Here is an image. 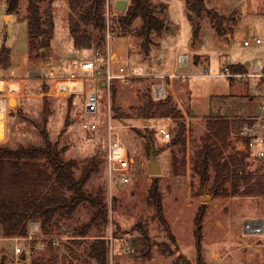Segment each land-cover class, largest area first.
I'll use <instances>...</instances> for the list:
<instances>
[{"label": "rangeland", "instance_id": "obj_1", "mask_svg": "<svg viewBox=\"0 0 264 264\" xmlns=\"http://www.w3.org/2000/svg\"><path fill=\"white\" fill-rule=\"evenodd\" d=\"M118 1H81L76 17L85 30L93 35L98 34L94 27L96 6L106 12L108 27L104 32L102 47L98 48L95 44L91 48H77L69 31L70 0H41L43 15L47 17L50 9L55 25L49 46L39 53V40H32L28 33L27 0H21L19 12L12 14L7 13L5 0H0V47L5 44L11 49L12 56L8 69L0 65V78L13 75L20 85L16 94L0 90V98L6 99H3L6 137L0 140V144L15 147L20 143H42L41 129L45 127L53 141L67 147L64 157L76 161L77 177L90 159L96 157L98 169L91 174L86 187L93 193H100L109 209V222L93 223L86 236L77 235V231L93 215L86 204H82L71 217L56 218L50 234L45 235L40 231L32 240L3 237L0 232V264H98L88 255L90 244L98 237L107 240V264H264V234L244 231L246 219L264 218V196L243 194L245 184L240 180L244 168L254 173L264 172V159L251 154L249 142L244 141L245 138L263 134L264 83L256 77L234 79L218 76L228 61L245 63L257 57L264 59V42L244 44L247 38H264V0H250L256 12L243 10L233 28L235 34L226 37L221 45L217 44L210 21L205 20L198 48H187L189 34L195 38L193 26L191 32L190 24L183 16L177 20L182 28L168 26L160 35L153 34L155 43L149 54L144 52L142 38L135 33L141 19L138 18L130 28H124L118 17L125 10L116 7ZM239 1L244 8L248 4V0ZM152 2L162 5L168 24H171L167 8L169 2ZM129 4L130 0H126V7ZM182 8L176 5L179 11ZM179 35L180 42L177 41ZM177 49L187 50L190 55L189 66L181 71L195 75L185 81L174 80L169 84V89L173 87L176 92L169 90L167 97L160 100L170 101L179 112V118L172 115L144 118L140 115L139 110L147 102L148 96L153 97L155 79L151 77L111 79L107 85L100 87L99 109L90 115L84 111L85 92H59L56 81L46 78L50 69L59 72L64 65L69 67V60L82 58L101 62L102 72H105L109 60L115 72L121 66L125 67L127 73L134 66H143L147 73L160 72L168 68V52L172 59ZM196 52L208 54V63L194 64L193 61L201 59V55H194ZM149 56L155 58V69L149 67L151 65L146 61ZM89 86L90 80L87 79L85 89ZM60 88L68 89L67 83L60 84ZM9 97L17 99L15 106H9ZM109 113L113 121L121 126L123 139L134 160L128 183H123L119 176L112 175L109 170L106 133ZM209 114L245 118L253 121V124L247 122L242 127L248 128V134L240 131L224 142L208 129ZM85 120L98 122V129L91 131L83 128ZM179 122L186 125L182 143L174 141ZM162 123L168 124L171 138H166L160 132ZM149 135L153 138L154 149L158 151L159 174L150 172ZM204 137L221 148L226 158L231 159V155L239 151L248 153L245 166L231 159L232 171L225 184L227 194H212L213 167L210 171L212 179L207 184L201 182L195 170L194 164ZM174 155L177 157L175 170L172 162ZM155 181L163 201L164 216L176 242L171 240L152 202L150 190ZM200 207L206 209V214L202 223V250L199 253L195 246L194 221ZM137 224L148 230L152 246L149 255L148 243ZM16 246L20 247V253L15 252Z\"/></svg>", "mask_w": 264, "mask_h": 264}, {"label": "trees", "instance_id": "obj_2", "mask_svg": "<svg viewBox=\"0 0 264 264\" xmlns=\"http://www.w3.org/2000/svg\"><path fill=\"white\" fill-rule=\"evenodd\" d=\"M51 2L54 0H50ZM82 0H70L69 31L73 37L74 45L77 48H91L104 45V32L108 27V18L104 10H99L97 6L94 13L95 24L98 34L93 35L84 29L82 23L76 17V10ZM6 11L9 14L17 13L20 10L21 0H5ZM41 0H27V23L29 37L39 40L38 50L41 53L50 44V37L54 31L53 13L49 9L48 16L43 15ZM205 0H187V16L193 26V36L196 39L201 28V18L206 12L211 19L217 33L222 36L228 32L225 21L232 18V14H221L214 8H206ZM140 18L141 24L135 30L137 36L142 38V49L146 54L150 53L151 46L155 43L153 34L160 35L168 27L166 11L162 5L152 2V0H130L125 12L118 19L124 28H130L134 22ZM234 20V19H233ZM235 21V20H234ZM43 53V52H42ZM11 49L5 44L0 47V65L4 69L11 66ZM232 71L246 72L245 63L228 64ZM140 115L144 118L154 116H173L179 118L180 114L176 107L168 100L155 101L149 95L147 102L140 108ZM207 126L212 134L220 136L226 142L232 134H238L245 123L253 124L245 118H231L220 114L208 115ZM186 125L179 122L175 142H184L183 134ZM43 142L20 143L17 146L0 144V232L3 237H26L29 232V223L38 220L41 231L47 235L52 232L55 219L58 217H71L73 213L82 205H88L93 212L89 222L77 235L86 236L91 225L95 222H109V209L100 193H93L86 187L91 174L98 169L97 158L90 159L79 177L76 176L75 160L66 159L64 153L66 146H60L58 141H53L46 128L41 129ZM148 147L151 152L154 146L153 138L149 135ZM248 144L249 138H245ZM203 146L198 152L195 161V170L200 176L201 182L207 184L211 181L210 173L213 167L215 171L211 192L214 195L228 193L225 184L229 180L232 171V160H236L240 166H245L246 152H237L231 155V159L224 156L223 150L217 145L208 142V137H204ZM156 153L158 151L155 150ZM239 156V157H238ZM173 168L176 169L177 157L173 156ZM240 180L245 184L242 190L247 195L264 196V172H253L241 170ZM151 199L156 208V213L165 226L171 240L176 242L174 234L171 232L163 212V201L159 192L158 183L155 181L151 185ZM206 209L200 207L195 216V246L200 253L202 250V223ZM145 241L148 243V255L152 250L150 237L147 228L137 224ZM158 245V244H156ZM107 240L103 237L95 238L90 244L88 255L94 258L98 264L108 263Z\"/></svg>", "mask_w": 264, "mask_h": 264}, {"label": "built area", "instance_id": "obj_3", "mask_svg": "<svg viewBox=\"0 0 264 264\" xmlns=\"http://www.w3.org/2000/svg\"><path fill=\"white\" fill-rule=\"evenodd\" d=\"M263 42L264 38L261 37L247 38L244 40L245 45H250L252 43L260 44ZM69 61H71L69 67L64 65V69H60L59 72L56 69H50L46 78L50 79L52 82L56 81V90L59 92L64 90H69L72 93L85 92L84 111L88 115L97 113L99 109V90L102 86L101 82L103 80H105V85H107L111 79L116 77L125 78L130 76H140L154 78L155 83L152 88V95L155 99L160 100L167 97L169 90L174 92L173 87H170L169 89V84L174 80L185 81L189 76L195 75L181 71L182 69L189 66L190 55L188 54V52L178 53L175 67L158 73H147L141 66L131 67L129 73H127L125 67L121 66L119 67V71L115 72L112 69V63H110V60L108 61L105 72H102V63L93 59L82 58ZM218 76H225L234 79H248L256 77L262 80L264 83V59H253L250 64V69L246 72H235L232 71L228 66H224ZM87 79L90 80V86L85 89V82ZM68 81L74 82V86L71 87V89H61L60 84L66 83ZM0 86H2L0 90L7 91L8 94H16L20 89V85L18 81L15 80V77L13 75L9 76L8 78H0ZM113 120V117L109 113V117L106 123V133L108 137L107 162L109 165L110 173L112 175L115 174L116 176H119V179L123 183H128L133 171L132 165L134 163V160L133 158H131L129 148L123 139V135L120 129L121 126L116 124ZM82 126L87 130L93 131L98 129L99 123L96 121L85 120L83 121ZM247 129L248 128H243L241 130L242 133L248 134ZM160 132L166 138H171V131L167 123L160 124ZM248 145L251 149V154L264 159V131L262 135L251 136ZM261 145L263 146L259 147ZM40 231V222L38 220H32L29 223L28 235L24 238L32 240L40 233ZM244 231L246 233L264 234V218L246 219L244 222ZM18 238L19 237H16L14 239ZM15 252L20 253L19 246L15 247Z\"/></svg>", "mask_w": 264, "mask_h": 264}, {"label": "crops", "instance_id": "obj_4", "mask_svg": "<svg viewBox=\"0 0 264 264\" xmlns=\"http://www.w3.org/2000/svg\"><path fill=\"white\" fill-rule=\"evenodd\" d=\"M165 1L169 2V5H167V8H168V11H169V15H171V24H168V26H170L171 28H173L175 26H177V28H179V29L182 28V25H178L177 24V20L178 19L179 20L182 19L183 16H184L185 19L187 20V22L190 24L191 32H192L191 21L189 20V18L187 17V14H186V6H187L186 0H165ZM205 3H206V5H205L206 8H214V9L218 10L221 14L229 15V14L233 13L232 14L233 15L232 18L230 17V19L225 21V25L229 29H228V32L225 35L220 36L217 33L216 29L214 28L211 19L209 18V16L205 12L203 14L202 18H201V28H200V32H199L198 37L196 39H193L192 34H189L188 39L186 40L187 41L186 46L190 50H196L198 48V39H200V37H201V32H202L201 29H202L203 21H205V20L210 21L209 23L212 26V29L215 32V37L217 38V41H218L217 44L221 45V42L223 40H226L225 39L226 37H232L235 34V32L233 31V28H234L236 22L241 18L243 10H247L248 13H252L253 11L256 12L255 7H254L253 4H251L250 0H248V4H246L245 8L241 5V1H239V0H205ZM176 5L182 6L183 7L182 11H179L178 9H176ZM177 41H179V42L181 41L180 35L177 36ZM186 51L187 50L179 51L177 49L176 53H175V55H173L172 59H170L172 55L168 52V54H167V64H166V66L168 68L166 70H169V69L175 67L176 58H177V54L178 53L186 52ZM194 55H201V59L196 60L195 62L193 61L194 64H197V63H200V62H202L204 64L208 63V60H209L208 54L196 52V53H194ZM257 58H261V57H257ZM249 60H251V59H249ZM146 61L151 65L149 67H153L154 68L155 58L149 56V57L146 58ZM236 63H242V62L239 61V62H234L233 63V62L228 61L227 63H225L224 66H226L228 64H236ZM245 64H246V62H245ZM141 67H143V66H141ZM249 69H250V65H247V71ZM144 70H145V68H144ZM161 71H164V70H161ZM153 73H158V72H153ZM3 240H9V239L8 238H3Z\"/></svg>", "mask_w": 264, "mask_h": 264}, {"label": "water", "instance_id": "obj_5", "mask_svg": "<svg viewBox=\"0 0 264 264\" xmlns=\"http://www.w3.org/2000/svg\"><path fill=\"white\" fill-rule=\"evenodd\" d=\"M116 7L125 10L126 9V0H120L117 2ZM247 65L251 64V61H246ZM105 80L101 82V85H105ZM9 106H15L17 104V99L15 97L8 98ZM6 112L5 110H0V140L6 137ZM150 172L152 174H159L161 172L160 163L157 159V153L155 152L154 146L152 145L150 152Z\"/></svg>", "mask_w": 264, "mask_h": 264}, {"label": "bare ground", "instance_id": "obj_6", "mask_svg": "<svg viewBox=\"0 0 264 264\" xmlns=\"http://www.w3.org/2000/svg\"><path fill=\"white\" fill-rule=\"evenodd\" d=\"M68 89L74 86V82L68 81L66 82ZM0 110H5V100L0 98Z\"/></svg>", "mask_w": 264, "mask_h": 264}]
</instances>
